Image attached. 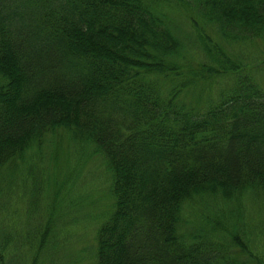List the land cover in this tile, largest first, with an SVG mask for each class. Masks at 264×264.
<instances>
[{
    "label": "trees",
    "instance_id": "1",
    "mask_svg": "<svg viewBox=\"0 0 264 264\" xmlns=\"http://www.w3.org/2000/svg\"><path fill=\"white\" fill-rule=\"evenodd\" d=\"M186 1L226 41L264 42V0H0V264H53L68 241L71 174L38 175L65 136L111 199L82 264H264V226L241 224L264 204V90L210 38L211 63L183 57L168 21ZM211 77L230 83L189 100ZM22 196L27 233L8 218Z\"/></svg>",
    "mask_w": 264,
    "mask_h": 264
},
{
    "label": "rangeland",
    "instance_id": "2",
    "mask_svg": "<svg viewBox=\"0 0 264 264\" xmlns=\"http://www.w3.org/2000/svg\"><path fill=\"white\" fill-rule=\"evenodd\" d=\"M168 22L172 31L183 44V57L191 65H197L201 61L211 63V60L207 61L202 50L204 38H210L211 42L208 46L217 45L220 47L233 63L242 65L246 73L252 75L264 90V42L259 39L242 44L226 41L213 26L207 24L195 13V8L188 1L183 6L174 7L173 11L169 12ZM196 65L193 67L197 69ZM227 83H230V80L223 77L198 80L197 85L193 88V93H189L188 99L214 97L219 87ZM76 151L77 147H74V144H69L65 136L63 142L57 146V160L55 159L56 154L52 155L53 151L44 150L42 152L44 161L40 162L38 175L42 178L50 175V178H53V174L56 172V179H58L60 176L71 174L69 179L72 189L71 195L63 194L65 201H70L65 210L73 218L70 216L67 218L64 235L68 241L63 238L62 247L55 251L53 259L50 258L53 264H75L73 263L75 258L77 264L84 263V250L91 248L95 228L110 210L111 199L108 193L104 164L96 155L85 154L80 151L76 153ZM50 157H52L53 162L49 160ZM61 177L60 179H62ZM42 196L44 201L49 199V195L45 191ZM27 199V196L14 198L10 203L11 208L8 213L9 223L13 224L14 222L23 229V233H27L25 214ZM252 203L249 202L246 205V210L243 212L244 222L241 224L251 231L261 232L259 227L264 226V204ZM249 217H252L251 221ZM71 219H74L73 223L70 222ZM34 222L37 221L32 218L31 223ZM262 237L259 253L264 256V235ZM42 264H51L49 258L45 256Z\"/></svg>",
    "mask_w": 264,
    "mask_h": 264
}]
</instances>
